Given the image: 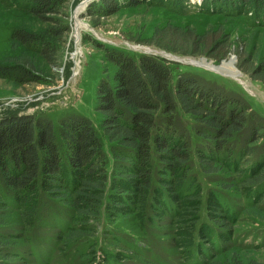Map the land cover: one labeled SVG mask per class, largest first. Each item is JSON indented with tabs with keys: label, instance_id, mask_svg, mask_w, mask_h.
<instances>
[{
	"label": "rangeland",
	"instance_id": "rangeland-1",
	"mask_svg": "<svg viewBox=\"0 0 264 264\" xmlns=\"http://www.w3.org/2000/svg\"><path fill=\"white\" fill-rule=\"evenodd\" d=\"M61 1L57 15L51 16L53 21L50 23L41 22L26 9L0 3V66L11 67L24 61L37 80L23 83L21 80L0 78V115L8 111L40 114L54 125L70 115L83 116L90 120L107 154L108 147L99 130V115L94 110L95 91L102 75L111 76L114 72V66L106 60L105 51L115 50L132 57L145 54L160 59L163 58L161 52L165 53L162 55L168 59L164 60L171 69L174 81L178 75L189 74L227 93L237 92L243 96L249 111L264 123V84L252 78L249 71V67L264 65V18L260 19V23H252L249 14L244 13V7L237 4V10L235 8L230 14L215 5L212 8L204 6L201 10L202 0H146L131 6L116 0L117 10L108 16L99 12V0ZM65 26L68 32L56 41L57 54L51 63H46L35 52L34 46L20 47L16 51L13 46L10 48V35L15 30L46 36L50 35L51 28L61 30ZM225 37L228 38V45L224 43ZM234 49H237V54ZM175 58L181 63L171 61ZM188 62H201L218 69L215 71L202 64H184ZM239 65L243 67L240 69ZM263 143L264 134L258 144ZM259 156L256 153L253 159L257 161ZM196 166L194 157L193 173L197 172ZM245 167L238 168L240 177ZM228 177L226 170H221L209 180L196 175L202 186V206L195 223L191 218V201H186V206L180 208L186 216L184 221L178 222L177 217L182 213L173 215L168 212L167 206L155 207L157 196L153 192L147 196L144 206L126 199L124 204H120L124 208L114 211L108 207L115 198L110 196L113 193L110 191L106 211L99 213L97 207L83 219L70 217L63 211L66 205L57 201L58 209L62 211L56 214V221L51 216L50 227L43 230L35 227L39 223L30 227L24 225L20 211L11 216L4 214L3 219L18 216L19 223L9 228L13 236L11 239L0 240V264L264 262V244L256 248L247 245L255 235L261 234L264 240V196L258 194L253 200L254 209L249 208V193L239 190L241 183H233ZM232 183L235 189L221 190ZM215 191H222L230 200L232 211L229 212V204L214 208L212 203H206V198L212 197ZM166 200L174 207L182 204L173 198ZM202 226L216 230V236H209ZM5 227H1L0 232L5 231ZM68 230L79 236L66 242L63 237ZM221 231L223 238L218 234ZM33 234H36L35 255L31 252L33 241L28 239ZM37 234L41 236L40 241ZM117 239L136 247L138 252L130 251L127 249L129 245L124 247ZM198 243H202L207 250V257L197 249ZM85 245L89 247L85 248ZM70 251L74 252V256L68 259ZM192 256L195 263H190L191 259H188Z\"/></svg>",
	"mask_w": 264,
	"mask_h": 264
},
{
	"label": "trees",
	"instance_id": "trees-1",
	"mask_svg": "<svg viewBox=\"0 0 264 264\" xmlns=\"http://www.w3.org/2000/svg\"><path fill=\"white\" fill-rule=\"evenodd\" d=\"M120 1L131 6L146 0ZM202 2L201 10L215 5L230 14L237 4L244 7L252 23H260L264 18V0ZM0 3L26 9L41 22L50 23L62 1L0 0ZM98 6L104 16L117 10L116 0H99ZM65 32H68L66 26L61 30L51 28L46 36L15 30L9 45L14 51L34 46L35 52L51 63L57 54L56 41ZM224 41L228 45L227 37ZM233 52L237 54V49ZM105 57L114 66V72L111 76L104 73L99 79L94 110L99 115V130L107 144V154L90 120L83 116L70 115L54 125L40 114L8 111L0 115V228L6 225V230L0 232V240L11 239L9 228L19 223L18 216L3 219L4 214L11 216L20 211L24 225L39 223L35 227L43 230L62 211L57 201L66 205L63 211L70 217L83 219L97 207L99 213L106 211L110 191H113L110 196L115 198L108 207L114 211L124 208L120 204L126 199L144 206L153 192L157 196L155 207L167 206L173 215L182 213L177 217L178 222L186 216L180 208L191 201V218L195 223L202 206V186L195 177L200 174L209 180L221 170H226L233 183H241L239 190L249 193V208L254 209V198L258 194L264 196V143L258 144L264 134V123L249 111L243 96L227 93L189 74L178 75L174 81L163 58L145 54L132 57L115 50L105 51ZM23 62L0 66V78L23 83L37 81L28 63ZM249 71L252 78L264 84V65L249 67ZM256 153L260 154L257 161L253 159ZM194 157L196 173L192 172ZM241 166L246 167L240 177L237 170ZM233 183L221 190L235 189ZM168 197L182 204L174 207L166 200ZM206 199L214 208L229 204V212L232 211L230 200L222 191H215ZM202 228L209 236H216V230ZM218 234L223 238L222 231ZM29 236L33 241L31 252L35 255L36 234ZM37 236L40 241L41 236ZM78 236L68 230L63 239L69 242ZM117 240L124 247L129 245ZM256 240L260 243L256 242L255 246ZM263 244L260 234L253 236L247 245L256 248ZM196 247L204 256L208 255L202 243ZM127 249L138 252L132 245ZM71 252L74 253L70 251L68 259L74 256ZM188 259L190 263L196 262L194 256ZM249 264L264 262L251 260Z\"/></svg>",
	"mask_w": 264,
	"mask_h": 264
},
{
	"label": "water",
	"instance_id": "water-1",
	"mask_svg": "<svg viewBox=\"0 0 264 264\" xmlns=\"http://www.w3.org/2000/svg\"><path fill=\"white\" fill-rule=\"evenodd\" d=\"M145 52H146V51H145ZM162 54H165V53H162V52H161V55H162ZM162 57H163L164 59L168 60V59H167V58H165L163 55H162ZM171 61H173V62H176V63H181V61H180V60H178L177 58H175V59H172ZM184 64L198 65V64H193V63H191V62L184 63Z\"/></svg>",
	"mask_w": 264,
	"mask_h": 264
},
{
	"label": "bare ground",
	"instance_id": "bare-ground-1",
	"mask_svg": "<svg viewBox=\"0 0 264 264\" xmlns=\"http://www.w3.org/2000/svg\"><path fill=\"white\" fill-rule=\"evenodd\" d=\"M198 64H202V65H204V64L201 63V62H198ZM204 67L214 69L215 71H217V69H218V68H215V67H213V66H211V65H204ZM218 72H219V70H218ZM231 72H232V71H231ZM236 76H237V75H235V77H236Z\"/></svg>",
	"mask_w": 264,
	"mask_h": 264
}]
</instances>
